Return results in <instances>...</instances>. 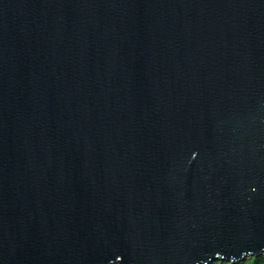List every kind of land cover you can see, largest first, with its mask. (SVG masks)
<instances>
[{"label":"water","instance_id":"obj_1","mask_svg":"<svg viewBox=\"0 0 264 264\" xmlns=\"http://www.w3.org/2000/svg\"><path fill=\"white\" fill-rule=\"evenodd\" d=\"M264 255V0H0V264Z\"/></svg>","mask_w":264,"mask_h":264},{"label":"trees","instance_id":"obj_2","mask_svg":"<svg viewBox=\"0 0 264 264\" xmlns=\"http://www.w3.org/2000/svg\"><path fill=\"white\" fill-rule=\"evenodd\" d=\"M236 264H264V255L254 257L249 263L240 261Z\"/></svg>","mask_w":264,"mask_h":264},{"label":"rangeland","instance_id":"obj_3","mask_svg":"<svg viewBox=\"0 0 264 264\" xmlns=\"http://www.w3.org/2000/svg\"><path fill=\"white\" fill-rule=\"evenodd\" d=\"M254 257H247V258H245L242 262H247V263H249L252 259H253ZM211 264H229L228 262H226V261H214L213 263H211Z\"/></svg>","mask_w":264,"mask_h":264}]
</instances>
